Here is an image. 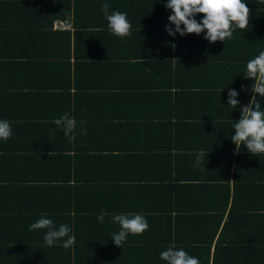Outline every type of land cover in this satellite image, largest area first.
Here are the masks:
<instances>
[{"label":"trees","instance_id":"16d2710c","mask_svg":"<svg viewBox=\"0 0 264 264\" xmlns=\"http://www.w3.org/2000/svg\"><path fill=\"white\" fill-rule=\"evenodd\" d=\"M35 1L0 0V9L20 5L17 10L22 14L43 11L50 15L48 26H43L49 31L56 20H66L72 31L77 29L75 19L68 17L81 0ZM243 2L251 11L249 26L233 33L245 39L242 56L208 65L233 73L222 85L223 97L218 93L213 101L201 104L197 97L192 110L194 102L181 100L182 91L191 88L184 76L191 66L194 69V63L180 66L176 61L161 87L166 102L159 105L153 100L156 106L153 102L151 116L131 119L124 112L121 124L107 133L100 122H92L90 128L77 122L74 142L57 130L68 150L47 158L55 165L50 173L29 177L24 183H0L1 187L10 185L0 191L2 261L17 262L24 256L21 262L26 264H47L46 260L53 264H166L159 255L172 246L197 257L200 264H264V154L253 156L243 145L237 151L231 141L235 134L232 122L239 120L240 109L253 96L264 109V97L251 92L254 80L245 78L247 61L264 51V0ZM21 27L32 37L33 27ZM71 29L54 31L64 38L67 53L74 43ZM27 46L29 53L40 47L29 41ZM235 79L241 83L235 84ZM228 88L239 93L240 103L234 109L227 104ZM224 102L230 111L227 116L221 107ZM142 118L147 121H138ZM84 127L87 134L80 135ZM156 128L168 134L166 143L158 146L163 150L159 155L151 153L156 146L147 147L145 142L149 131ZM200 152L206 153L205 170L203 164L194 166ZM101 212L109 213L103 223L97 220ZM122 213L143 214L149 227L141 235H129L119 248L111 241V234L119 231L111 218ZM41 216L52 219L57 228L69 225L76 236L75 246L66 250L63 241L45 246L46 229L29 231Z\"/></svg>","mask_w":264,"mask_h":264},{"label":"crops","instance_id":"0c3cea01","mask_svg":"<svg viewBox=\"0 0 264 264\" xmlns=\"http://www.w3.org/2000/svg\"><path fill=\"white\" fill-rule=\"evenodd\" d=\"M104 3L110 5V13H127L132 25L130 36L116 38L108 30L101 10ZM166 3L167 0H81L75 4L76 12L73 7L68 17L75 19L77 25L74 31L69 30L74 43L68 53L64 38L54 33L52 26L50 31L43 27L48 26L49 14L38 10L35 14L26 15V10L22 14L17 10L20 5L0 9V119L12 126L11 137L0 140V183H24L29 177H42L50 173V168L54 169L55 165L47 160L68 150L64 149L62 133H56L60 128L53 123L65 112L74 116L76 122L84 121L87 128L92 122H100L106 133L121 124L120 115L127 114L131 119L151 116L153 100L159 105L166 102V92L161 87L169 76L170 65L174 67L176 61L180 66L194 63V69L191 66L190 73L184 76L191 88L182 91L181 100L185 99L187 104L189 99L194 102L192 110L198 98L201 104L200 101H213L218 93L225 95L220 92L224 91L222 85L233 73L208 65L214 60H221L220 64L229 59L239 60L245 39L233 34L232 39L209 43L204 32L169 36L166 26L173 30L175 26L169 24L171 10L165 8ZM195 19L199 22L203 15L197 14ZM22 24L33 27L32 37ZM28 41L40 47L29 53ZM234 83L240 84L241 80L235 79ZM154 92L157 94L153 95ZM225 104L221 107L227 116L230 111L227 113ZM215 112L219 113L217 109ZM143 118L138 121L146 122ZM149 132L145 138L147 147L156 146L151 153L162 154L158 146L166 143L168 134L158 128ZM9 187L0 186V191ZM14 247H6L1 253ZM23 258L17 262L0 258V264H26L21 262ZM35 262L40 261L28 264Z\"/></svg>","mask_w":264,"mask_h":264},{"label":"clouds","instance_id":"9594fccd","mask_svg":"<svg viewBox=\"0 0 264 264\" xmlns=\"http://www.w3.org/2000/svg\"><path fill=\"white\" fill-rule=\"evenodd\" d=\"M110 5L104 3L102 12L107 21L108 30L119 38H125L132 34V25L127 18V13L120 11L109 12ZM166 9L171 10L168 17L170 25H174V30L165 28L169 36L179 34L200 35L206 33L204 39L209 43L217 41L224 42L233 38V33L238 29L244 32L249 26L251 11L243 0H167ZM197 14H202L203 19L199 22L195 19ZM183 26V27H181ZM103 46V45H102ZM222 54V53H221ZM245 78L254 80L251 92L264 97V51H261L255 58L247 61ZM239 93L230 90L227 93V104L233 109L240 103L237 99ZM70 142L75 141L73 132L77 126L74 116L65 112L60 118L53 121ZM82 125L84 121L80 122ZM233 123L235 134L231 136V141L238 151L243 145L248 152L255 156L264 154V109L256 96L249 103L240 109V118ZM87 130L81 128L80 135H86ZM12 135L11 123L0 119V140L7 141ZM206 153H197L194 166L203 164ZM109 213L101 212L97 217L98 222L103 223ZM111 222L119 225V231L111 234V241L116 247L122 248L129 235H141L148 230V222L143 214H116L111 218ZM46 229L43 236L44 245L55 246L57 241H63L61 245L64 249L75 246L76 236L72 233V228L67 224L55 225L54 221L47 216H41L29 226V231ZM66 238V239H65ZM159 258L166 264H200L197 257L189 255L184 249H177L170 246L160 253Z\"/></svg>","mask_w":264,"mask_h":264},{"label":"built area","instance_id":"2783aa9c","mask_svg":"<svg viewBox=\"0 0 264 264\" xmlns=\"http://www.w3.org/2000/svg\"><path fill=\"white\" fill-rule=\"evenodd\" d=\"M52 28L55 30H68L71 29V24L66 20H56L53 22Z\"/></svg>","mask_w":264,"mask_h":264}]
</instances>
